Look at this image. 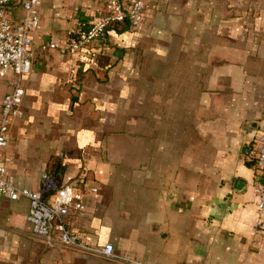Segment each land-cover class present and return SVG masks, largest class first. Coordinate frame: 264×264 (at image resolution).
Segmentation results:
<instances>
[{
    "label": "crops",
    "instance_id": "crops-1",
    "mask_svg": "<svg viewBox=\"0 0 264 264\" xmlns=\"http://www.w3.org/2000/svg\"><path fill=\"white\" fill-rule=\"evenodd\" d=\"M106 1L43 0L24 116L2 153L9 175L39 191L58 162L61 185L86 188V211L66 222L90 247L142 264H264L252 154L264 125V0H147L136 28L81 51L42 50L65 46ZM11 84L0 81V111ZM29 208L0 200V264H125L35 236Z\"/></svg>",
    "mask_w": 264,
    "mask_h": 264
},
{
    "label": "built area",
    "instance_id": "built-area-1",
    "mask_svg": "<svg viewBox=\"0 0 264 264\" xmlns=\"http://www.w3.org/2000/svg\"><path fill=\"white\" fill-rule=\"evenodd\" d=\"M43 0H0V81L12 79L11 90L4 96L0 111V200L26 199L30 208L27 222L32 233L47 241L59 235L61 246L101 255L125 264H142L129 257L116 255L112 245L93 248L85 244L76 231L66 222L72 211L84 213L85 187L79 184L59 185L56 177L47 170L42 175L41 189L31 191L19 187L9 175L2 161V153L9 144V129L12 119H21L25 95L24 77L33 67L35 54L32 50L33 33L41 30L40 8ZM23 14L19 20L13 16L18 6ZM147 0H133L128 4L119 0H107L99 18L95 21L79 20L67 33V43L59 46L48 43L42 50L60 49L62 53L81 51L92 44L100 43L110 29L130 26L136 28L144 20ZM253 159L258 172L255 186L258 220L264 222V132L253 141ZM97 194L96 187L89 188Z\"/></svg>",
    "mask_w": 264,
    "mask_h": 264
},
{
    "label": "trees",
    "instance_id": "trees-1",
    "mask_svg": "<svg viewBox=\"0 0 264 264\" xmlns=\"http://www.w3.org/2000/svg\"><path fill=\"white\" fill-rule=\"evenodd\" d=\"M58 167H59V163L56 162V163L53 165V169H51L50 171H51V173L56 177L57 183H58L59 185H61L60 182H59V178H58V171H57V168H58Z\"/></svg>",
    "mask_w": 264,
    "mask_h": 264
},
{
    "label": "water",
    "instance_id": "water-1",
    "mask_svg": "<svg viewBox=\"0 0 264 264\" xmlns=\"http://www.w3.org/2000/svg\"><path fill=\"white\" fill-rule=\"evenodd\" d=\"M256 126H257V125H256ZM257 127H258V126H257ZM260 128H261L262 132H264V125H261Z\"/></svg>",
    "mask_w": 264,
    "mask_h": 264
},
{
    "label": "rangeland",
    "instance_id": "rangeland-1",
    "mask_svg": "<svg viewBox=\"0 0 264 264\" xmlns=\"http://www.w3.org/2000/svg\"><path fill=\"white\" fill-rule=\"evenodd\" d=\"M18 5V4H17ZM18 7H19V5H18Z\"/></svg>",
    "mask_w": 264,
    "mask_h": 264
}]
</instances>
